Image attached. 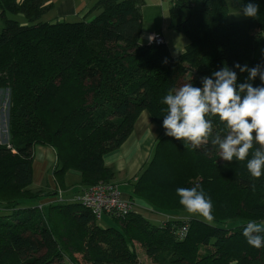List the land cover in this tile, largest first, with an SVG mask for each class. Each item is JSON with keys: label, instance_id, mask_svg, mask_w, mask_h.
I'll list each match as a JSON object with an SVG mask.
<instances>
[{"label": "trees", "instance_id": "trees-1", "mask_svg": "<svg viewBox=\"0 0 264 264\" xmlns=\"http://www.w3.org/2000/svg\"><path fill=\"white\" fill-rule=\"evenodd\" d=\"M48 1L0 0V88L12 90L10 142L16 150L0 146V264H80L77 255L86 264H264V248L251 247L242 234L248 221H264V176L252 178L246 162L224 161L211 144L207 150L185 148L162 126V99L188 69L187 81L195 87L224 66L237 73L238 85L264 86L259 76L249 81L235 67H264V0L236 1L240 14L248 3L257 5L254 18H232L227 0H171L170 29L187 39L177 56L164 38L139 43L145 0H95L75 21L42 19L51 9ZM6 14L21 15L24 22ZM64 94L75 103L61 115L56 126L61 128L49 133L44 112ZM142 110L163 132L127 199L175 217L153 225L132 207L122 217L104 216L115 226L102 228L84 205L28 189L32 147L38 145L53 150L52 175L61 187L68 170L79 173L80 185L63 194L65 199L113 181L115 172L103 156L128 137ZM214 126L222 127L218 120ZM178 175L186 187L214 185L206 191L213 224L189 216L182 205L161 207L150 199L155 188L159 197L174 199ZM194 180L199 181L189 185ZM49 195L54 196L40 203ZM229 220L241 223L225 227ZM133 240L143 244L149 262L138 261Z\"/></svg>", "mask_w": 264, "mask_h": 264}, {"label": "clouds", "instance_id": "clouds-1", "mask_svg": "<svg viewBox=\"0 0 264 264\" xmlns=\"http://www.w3.org/2000/svg\"><path fill=\"white\" fill-rule=\"evenodd\" d=\"M258 11L257 5L248 3L243 14L254 18ZM235 67L247 72L249 81L259 76L264 83L261 65L249 68L237 63ZM162 103L166 105L162 126L167 136L193 150H207L211 144L224 161L246 162L252 178L264 176V86L238 85L237 73L224 66L202 77V87L186 82L171 89ZM216 120L222 126L219 130L214 126ZM176 195L189 216L214 223L212 199L199 185L177 187ZM242 234L251 247L264 248V221H248Z\"/></svg>", "mask_w": 264, "mask_h": 264}, {"label": "rangeland", "instance_id": "rangeland-1", "mask_svg": "<svg viewBox=\"0 0 264 264\" xmlns=\"http://www.w3.org/2000/svg\"><path fill=\"white\" fill-rule=\"evenodd\" d=\"M171 0H166L165 4L162 6H155L151 3H147L146 0L144 1V4L141 6V35L139 41L143 44L148 41L151 34H159L161 35L168 46V49L172 53V55H178L177 52L180 51L182 48H184V42L182 41V38L179 36L181 33H177L174 30L170 29L169 25V6H170ZM228 4H230L232 12L230 13V16L232 18H243L244 14H240L239 8H236V1L237 0H227ZM232 5V6H231ZM238 15V16H237ZM7 17L16 19L19 22H24V18L21 15L13 16L11 14H6ZM48 16H42V19L47 20ZM77 19L69 18L67 21H75ZM2 27V22L0 20V28ZM164 34V35H163ZM177 51V52H176ZM185 66L188 68H191L190 65L188 66L185 64ZM192 70V69H190ZM191 77V72L189 69L186 72L185 79H181L178 83L179 87L181 84L188 82L187 79ZM75 103V101L71 100V97L68 94H64L63 96H56L48 105V108L44 112L45 115V126H47L48 132H55L56 130L60 129L61 127H57L58 121L61 117V115L70 109V107ZM12 105V90L9 88H0V146H6L11 147L10 142V109ZM155 126V128H154ZM154 129L152 133H160L163 132V130L156 126L155 123L152 125ZM82 133V130H81ZM88 133V132H86ZM85 133V134H86ZM69 134V133H68ZM65 136V135H64ZM63 136V137H64ZM15 139L13 142V145L18 142V135H14ZM60 137V136H58ZM11 152L13 154H16V150L11 147ZM33 152V163L35 167V172H37L38 167L40 166L41 169L38 174L32 176V183L28 186V189L30 191H41V194L43 195L47 191H52L56 196L61 193L63 194L76 191L78 186L80 185V176L77 174L76 171L68 170L63 176H62V183L64 187H61L59 185V180L57 181L54 175H52L53 168L55 167V157L54 152L51 148L43 145H38L32 147ZM147 163V162H146ZM145 163V164H146ZM144 164V165H145ZM144 165H140V170L143 169ZM117 178L118 189L120 192H130L131 183H133L134 176L127 180V181H121ZM177 182L174 184L173 188L176 189L177 187H186L183 184V181L179 183V175L176 176ZM199 180L192 181L193 183L189 185H194L195 182H198ZM130 186V187H129ZM212 186L206 187L204 192L206 191L211 192V188H214ZM168 191L167 188H165V193ZM158 188H155L154 190L149 191V197L150 199L155 203V205L165 207V206H176L180 205L179 203V197L176 195L174 196V199L172 195L168 198L166 197H159L158 195ZM207 192L206 194L208 195ZM40 193V192H39ZM54 195H49L46 198H42L40 200V203H44L49 199H52ZM51 197V198H49ZM123 197V196H122ZM126 198V197H123ZM127 199V198H126ZM37 201V200H36ZM38 202V201H37ZM25 205V204H24ZM36 205V202H29V206ZM215 205V204H214ZM182 207V206H181ZM135 211L141 212V214L153 225H160L165 220L169 219L170 217L175 216H168L170 214L169 212H163L158 211L150 207L151 210H147L138 206H133ZM45 209V208H44ZM241 223V220H229L225 223V227H232V225H238ZM96 225L99 227L105 228L109 226H115L114 222L110 220L107 217H103L102 219L96 220ZM132 246L134 250L137 252V259L139 262L146 263L149 262V258L145 254V250L143 247V244L141 242H138L136 240L132 241ZM77 258L79 259L80 264H86L80 260V256L77 255Z\"/></svg>", "mask_w": 264, "mask_h": 264}, {"label": "crops", "instance_id": "crops-1", "mask_svg": "<svg viewBox=\"0 0 264 264\" xmlns=\"http://www.w3.org/2000/svg\"><path fill=\"white\" fill-rule=\"evenodd\" d=\"M94 1L95 0H49L48 3H51L52 6L44 16H48L47 20L53 21H67L69 18L80 19L82 16L86 15ZM165 1L166 0H146L147 3H151L155 6H162L165 4ZM94 13L95 12L89 14L87 19H91ZM179 37L182 38L185 45L187 43L186 37ZM139 43L142 44L140 41ZM183 49L184 48L178 52L176 51L177 54H180ZM152 125H154V123L151 121L148 111H140L128 137L116 150L103 156L104 165L110 167L115 172L113 181H116V183V177L121 181H127L133 176L135 178V175L140 171V165H144L148 161L154 141L162 134L160 131L158 133H152L150 128H152V130L155 128V126L154 128L151 127ZM34 169V163H32V176L35 172ZM40 169L41 167L39 166L35 175L39 173ZM77 174L79 175L78 172ZM129 194V191L121 193V195L126 198L129 197Z\"/></svg>", "mask_w": 264, "mask_h": 264}, {"label": "built area", "instance_id": "built-area-1", "mask_svg": "<svg viewBox=\"0 0 264 264\" xmlns=\"http://www.w3.org/2000/svg\"><path fill=\"white\" fill-rule=\"evenodd\" d=\"M150 37L151 40H148L155 43H160L163 40V37L157 33L151 34ZM56 199L60 202L71 200L82 204L92 212L96 219H101L104 216L122 217L133 207L131 201L122 197L118 185L113 181H99L69 199H65L61 192L56 196Z\"/></svg>", "mask_w": 264, "mask_h": 264}]
</instances>
